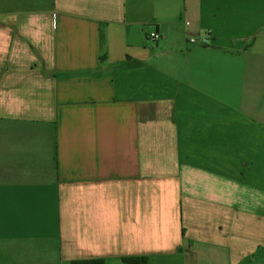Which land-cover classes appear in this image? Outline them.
I'll list each match as a JSON object with an SVG mask.
<instances>
[{"label":"crops","instance_id":"obj_1","mask_svg":"<svg viewBox=\"0 0 264 264\" xmlns=\"http://www.w3.org/2000/svg\"><path fill=\"white\" fill-rule=\"evenodd\" d=\"M126 258L264 264V0H0V264Z\"/></svg>","mask_w":264,"mask_h":264},{"label":"trees","instance_id":"obj_2","mask_svg":"<svg viewBox=\"0 0 264 264\" xmlns=\"http://www.w3.org/2000/svg\"><path fill=\"white\" fill-rule=\"evenodd\" d=\"M123 261L127 264H135L132 260L130 259H123ZM102 259H93V260H83V261H74L72 264H103Z\"/></svg>","mask_w":264,"mask_h":264},{"label":"built area","instance_id":"obj_3","mask_svg":"<svg viewBox=\"0 0 264 264\" xmlns=\"http://www.w3.org/2000/svg\"><path fill=\"white\" fill-rule=\"evenodd\" d=\"M160 38V35L156 32H152L148 35V39L153 40V41H157ZM189 41L191 43H196L199 42L201 45H206L207 44V40L205 38H202L200 40H196L194 38H190Z\"/></svg>","mask_w":264,"mask_h":264},{"label":"rangeland","instance_id":"obj_4","mask_svg":"<svg viewBox=\"0 0 264 264\" xmlns=\"http://www.w3.org/2000/svg\"><path fill=\"white\" fill-rule=\"evenodd\" d=\"M179 261H180L179 258H176V259L174 260L175 264H179V263H177V262H179Z\"/></svg>","mask_w":264,"mask_h":264}]
</instances>
